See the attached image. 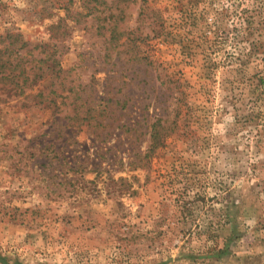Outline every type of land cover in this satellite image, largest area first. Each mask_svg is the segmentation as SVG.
<instances>
[{"label":"rangeland","instance_id":"obj_1","mask_svg":"<svg viewBox=\"0 0 264 264\" xmlns=\"http://www.w3.org/2000/svg\"><path fill=\"white\" fill-rule=\"evenodd\" d=\"M5 28L66 71L0 89L1 256L264 264V0H0Z\"/></svg>","mask_w":264,"mask_h":264},{"label":"trees","instance_id":"obj_2","mask_svg":"<svg viewBox=\"0 0 264 264\" xmlns=\"http://www.w3.org/2000/svg\"><path fill=\"white\" fill-rule=\"evenodd\" d=\"M92 1L100 2L101 0ZM69 13L68 9L67 14ZM255 16L246 15L245 29H255ZM57 27L54 23L49 25V30L52 33L48 38L57 36V33L54 32V28ZM59 56L54 44L52 45L48 41L32 42L18 28H5L4 32L0 34V89L7 94L13 92V94L22 95L26 93L27 89L32 90L41 81H48L49 85H46L44 90L34 93L33 96L34 98L39 97L37 101L39 103H53L52 95L57 93L54 81L64 78L63 73L66 71L61 66ZM256 85L260 87L259 89L264 90V73L259 75ZM30 95L32 94H25V97ZM157 122H159L157 125L153 124L147 153L153 151L162 138L163 133L156 127L164 126L161 125L160 119H157ZM0 264L22 263L18 260L10 262L9 258L0 255Z\"/></svg>","mask_w":264,"mask_h":264}]
</instances>
